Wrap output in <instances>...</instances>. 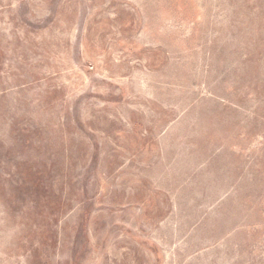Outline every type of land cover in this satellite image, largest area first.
I'll use <instances>...</instances> for the list:
<instances>
[{"label": "rangeland", "instance_id": "obj_1", "mask_svg": "<svg viewBox=\"0 0 264 264\" xmlns=\"http://www.w3.org/2000/svg\"><path fill=\"white\" fill-rule=\"evenodd\" d=\"M0 264H264V0H0Z\"/></svg>", "mask_w": 264, "mask_h": 264}]
</instances>
